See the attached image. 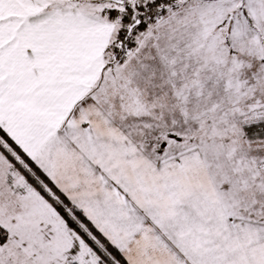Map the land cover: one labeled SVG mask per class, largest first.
Segmentation results:
<instances>
[{"label":"snow or ice","instance_id":"snow-or-ice-1","mask_svg":"<svg viewBox=\"0 0 264 264\" xmlns=\"http://www.w3.org/2000/svg\"><path fill=\"white\" fill-rule=\"evenodd\" d=\"M0 264H264V0H0Z\"/></svg>","mask_w":264,"mask_h":264}]
</instances>
